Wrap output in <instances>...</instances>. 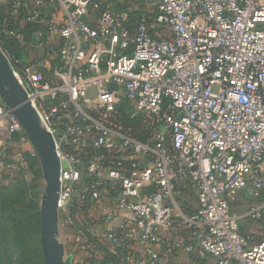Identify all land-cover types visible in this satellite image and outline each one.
Segmentation results:
<instances>
[{"label":"built area","instance_id":"built-area-1","mask_svg":"<svg viewBox=\"0 0 264 264\" xmlns=\"http://www.w3.org/2000/svg\"><path fill=\"white\" fill-rule=\"evenodd\" d=\"M141 1L156 27L142 17L131 33L127 13L93 0H10L9 37L20 40L21 19L38 43H57L51 75L44 61L1 51L52 136L59 217L71 229L72 212L98 211L85 231L120 264H160L175 246L164 234L182 227L186 254L264 264V238L253 241L264 237V0ZM122 104L155 122L148 138L112 126ZM26 153L37 157L0 101V172L28 170ZM188 193L191 213L177 203ZM240 194L255 204L234 214ZM244 221L258 228L241 233Z\"/></svg>","mask_w":264,"mask_h":264},{"label":"rangeland","instance_id":"rangeland-1","mask_svg":"<svg viewBox=\"0 0 264 264\" xmlns=\"http://www.w3.org/2000/svg\"><path fill=\"white\" fill-rule=\"evenodd\" d=\"M100 3L102 5H106L113 13L121 12L114 4H110L107 0H100ZM140 4L142 5V3L138 0H119L120 8H124V10L126 7L129 9L133 7L138 8L141 6ZM9 8L10 0H0V11L3 15L8 12ZM124 10L122 9V11ZM124 12L126 13L127 11L125 10ZM54 14L58 13L54 12ZM17 30L20 39L18 41L27 44V46L22 49V53L27 57L29 54V59L31 58L32 61H45L44 57L46 53H48L47 51L53 50L55 49L54 47L57 46V43H55L54 45H47V48H45L44 45H40L37 41V43L33 42L35 40L32 38V34L36 31V25L34 24H25V22L21 21V19H17ZM2 35L3 33L0 32V37H2ZM0 49L2 50L1 44ZM47 74L51 75L50 71H48ZM89 95L91 99L95 97V94L92 91H90ZM145 117L147 116L139 114L130 118L134 120H141L145 119ZM24 158L28 162L29 157L27 156V153L24 155ZM34 159L38 161L37 157H34ZM38 165L40 168L39 161ZM43 188V177L37 179L36 183H32V175L29 172V163L28 170L26 171H22L20 168L12 166L10 169L0 172V201L4 200L13 213H15L16 217L19 216L21 220L29 225V230H26L24 226L26 238L23 246L17 248L11 241L12 235L10 230H8L9 227L6 226L4 222L5 213L0 208V264H44L40 242V231L37 232L32 229V226L30 228V223L32 222L34 225V219L40 209V200ZM188 200L190 204H195L193 203V199L191 197ZM177 203L182 205L183 201L179 199ZM254 204V201L250 197L240 194L236 201L232 204L231 210L234 214L243 213L250 207L254 206ZM184 208L186 209V207ZM83 213L84 214L81 215H75L74 223H77V220H83L84 223H90L98 214V211L86 209ZM239 226L242 233L252 232L258 228V224L252 221L241 222ZM263 238L264 237L262 236L254 235L253 241L257 242ZM58 239L64 247V259L66 264H74L73 261H71L72 257L76 254L74 247L77 242L81 241V239L80 236H77L72 229L69 230L66 225H63L62 218L60 217ZM193 260H196V258ZM191 262L192 261L189 259L187 260V257L183 254L181 255V258L175 260L176 264H190ZM203 264L207 263L203 262Z\"/></svg>","mask_w":264,"mask_h":264},{"label":"water","instance_id":"water-1","mask_svg":"<svg viewBox=\"0 0 264 264\" xmlns=\"http://www.w3.org/2000/svg\"><path fill=\"white\" fill-rule=\"evenodd\" d=\"M0 101L15 115L36 152L42 177L40 200V242L44 264H66L64 247L59 241L60 163L55 154L52 136L43 128L26 91L13 75L0 49Z\"/></svg>","mask_w":264,"mask_h":264},{"label":"trees","instance_id":"trees-1","mask_svg":"<svg viewBox=\"0 0 264 264\" xmlns=\"http://www.w3.org/2000/svg\"><path fill=\"white\" fill-rule=\"evenodd\" d=\"M110 4H114L119 11L124 12L127 11V21H126V28L132 33L134 28L136 27L139 20L144 17L146 21L148 22L150 27H153L155 29L154 25V11L152 10V7L149 5H145L141 0H138L142 3L141 6L138 8H120L119 0H107ZM93 2L100 4V10H109L106 5H102L100 3V0H93ZM138 3V2H137ZM122 9L124 11H122ZM10 8L8 9V12L3 15V13L0 11V32L3 33L2 37H0V44L2 51H6L10 53L11 55L15 56L17 59L21 61L20 65H23L25 62L26 55H23L22 49L25 47L23 46L24 43H21L20 41L11 38L7 35V33L3 29V22L6 15H8ZM37 29V27H36ZM36 42V41H33ZM37 43V42H36ZM35 43V44H36ZM41 45V44H40ZM45 48H47V45L44 43ZM56 48L53 50H48L46 55H54L56 56ZM45 55V56H46ZM47 59V58H46ZM51 61V60H50ZM51 63L54 68L58 61L54 58ZM112 124V126L116 127L118 130H120L122 133H125L135 139L138 140H145L151 135L152 130L155 128L156 124L155 122L150 119L149 117H145V119L141 120H134L130 118V115L128 113V107L124 104L117 107L116 112L112 115V118L109 120ZM29 157L28 163H29V172L32 175V183H36V180L42 177L41 170L38 165V161L34 159L33 157ZM0 208L5 213V225L9 227L8 230H10L11 233V241L14 244V246L22 247L24 240L26 238V230H29V225L25 223L21 218L18 216L16 217L15 213L8 207L6 202L4 200L0 201ZM73 217L72 220L74 221V217L76 215V212H72ZM81 215L80 213H77ZM35 223H30V228L32 226V229L36 230L37 232L40 231V213H37V216L34 219ZM83 225L79 226L77 224L70 225V228L77 234V236H80L82 240L87 241L85 243V246H89V252L87 259L91 261L92 263L96 262L99 264H120L118 261V252L114 251L109 243L105 240V238H92L90 235H88L85 231V225H88V223H84L82 220ZM25 226V228H24ZM242 233V232H241Z\"/></svg>","mask_w":264,"mask_h":264},{"label":"crops","instance_id":"crops-1","mask_svg":"<svg viewBox=\"0 0 264 264\" xmlns=\"http://www.w3.org/2000/svg\"><path fill=\"white\" fill-rule=\"evenodd\" d=\"M50 44L51 43H48V45H50ZM23 46L26 47L27 44L24 43ZM54 48H56V47H54ZM23 58L25 59V61L31 60V58L29 59V54H28V57L25 56ZM44 58H45L44 62L46 63V65L48 67V71H52L53 70V67H52L53 65H51V63L54 62V61H52L53 59H51L52 55H46ZM190 197L193 199V203H195V204H190L189 203L188 199ZM179 199L183 201V204L182 205L178 204V205L180 207H182L186 211V213H191V212H193L196 209V200H195L194 195H192L190 193L184 194ZM184 207H186V209ZM188 211H190V212H188ZM177 229H178L177 233H175V231H173V230H169V231H167L164 234L165 237L168 240L173 241L175 246H174V249H173V251L171 253L166 254V255H164L161 258L160 264H176L175 260H178V258H181L182 254L187 257V260L189 259V260L192 261L190 264H203V262H205L207 264H209V263H213L214 264V260L212 258L204 255L201 252L195 253V254H186L184 252L183 245L180 242V239L184 237V230L185 229H184V227H182V229L181 228H177ZM69 230H71V229H69ZM141 246H142L141 242L134 243V249L133 250L135 251V253L142 254ZM74 248L76 250V254L71 259V261H73L74 264H99V263H96V262L92 263L91 261H89L87 259V257H89L88 256L89 246H87V245L85 246V245H81L80 243H76ZM194 258H196V260H193Z\"/></svg>","mask_w":264,"mask_h":264}]
</instances>
